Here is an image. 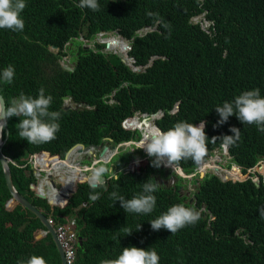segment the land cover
<instances>
[{
	"label": "trees",
	"instance_id": "trees-1",
	"mask_svg": "<svg viewBox=\"0 0 264 264\" xmlns=\"http://www.w3.org/2000/svg\"><path fill=\"white\" fill-rule=\"evenodd\" d=\"M25 3L21 13L24 30L0 29V71L8 65L15 70L11 84L0 82V95L4 106H9L21 93L35 97L40 88L45 89V94L53 97L49 110L61 113L60 130L50 143L28 144L18 135L19 118L11 117L1 151L12 161L8 168L14 188L52 223L73 216L81 241L75 244L72 264H101L131 246L155 250L159 264H264V216L260 214L264 210V178L258 174L256 184L250 176L220 180L213 174L203 175L196 179L198 185L189 200L179 194L178 182L173 186L159 184L153 193V212L136 214L124 212L110 194L115 191L131 199L142 191L145 182L155 183L149 163L117 171L120 179L109 180L106 190L92 189L86 182L75 183L79 172L66 164L79 153L76 147L49 166L57 159L50 153L61 157L74 142L96 143L102 135L110 136L112 142L132 138V130L122 128L120 120L134 110L149 113L157 109L162 114L154 122L165 131L179 121H206L209 140L205 157L222 142L212 137L231 135L229 129L238 128L239 139L227 147L229 159L242 171L252 166L264 156V132L255 125L241 124L235 116L214 128L219 119L214 108L247 90L258 88L264 96V0H98L100 7L95 12L77 7L79 0ZM195 15L208 24L202 28L198 21L189 20ZM145 25L154 28L137 34L136 30ZM107 29L129 38L126 53L133 64H147L132 70L114 52L102 50L103 42L92 40L93 47H88L76 39L78 31L88 40L93 31ZM70 40H76L75 67L66 70L58 58ZM123 43L118 39L109 47L120 51ZM47 45L56 50H49ZM112 87L116 103L109 104L105 94ZM60 93H70L73 101L81 100L91 107L62 109L57 102ZM173 104L177 107L170 112ZM152 117H143L146 135L154 127ZM128 126L135 127L132 121ZM39 149L49 151L46 155L32 154L34 171H44L37 179L39 191L55 201L75 183L62 206L50 207L28 187L33 177L24 163ZM109 153L105 151L102 157L107 159ZM193 164L191 159L182 160L179 167L188 173ZM229 169L231 175L223 169L216 172L231 179L244 177L236 167ZM256 169L264 173V165ZM46 174L56 178V188ZM95 192L100 197L93 202L89 196ZM9 196L0 169V264H18L31 255L43 257L46 264H59L55 247L39 220L17 202L5 208ZM177 203L200 210L201 219L175 234L165 229L153 231L149 221ZM129 230L132 232L127 235ZM37 232L41 234L34 238Z\"/></svg>",
	"mask_w": 264,
	"mask_h": 264
},
{
	"label": "clouds",
	"instance_id": "clouds-1",
	"mask_svg": "<svg viewBox=\"0 0 264 264\" xmlns=\"http://www.w3.org/2000/svg\"><path fill=\"white\" fill-rule=\"evenodd\" d=\"M25 7H26L25 0H0V29L9 30L12 32H22L24 30L25 23L21 17V13L25 9ZM77 7L91 9L92 11L95 12L99 10L100 6L98 4V0H79V4L77 5ZM196 16H198L199 19L196 21H198L200 25L203 21L206 22V25L208 24V21H206L203 18H200V15L191 16L189 20L192 21V18ZM205 26H201V27L203 28ZM112 35L115 36L114 34ZM79 36L83 37L80 34L78 35V37ZM119 38L124 41L123 44L125 45L123 46L124 49L121 52L125 53L127 58L128 57L131 58L126 53L127 49L129 48L128 45L129 38H124L123 36ZM47 48L51 51H53L52 49L56 50V47L55 46L51 47V45H47ZM116 51H118V49L113 50L114 54ZM61 57L62 55L58 58L59 64L64 63L67 66L72 67L67 63V60H64V58L61 59ZM120 61L125 63L132 70H139L147 64L146 63L144 66H141L139 64H133L132 58H131V64L126 63V61H122V60ZM134 66H139V69H135ZM14 77H15V70L12 65H8L2 71H0V82H2L3 84L6 85L11 84L14 80ZM113 92H114V87H112L105 94L106 96L105 101L107 103L110 102L109 104L116 103V100L113 97ZM62 99L63 100L67 99V96L66 97L62 96ZM52 101H53V97L51 95H46L45 89L40 88L38 90V94L35 97H32L30 95L26 96L24 93H21L18 98H14L11 101V104L9 106L0 105V137H2L4 133V129L7 126L8 119L15 116L19 118V123L16 124L18 126V135L20 139L27 141L28 144L40 145L44 143H50L51 141L55 140L56 134L60 130V124L58 121L61 118V113L59 111L49 110ZM60 107L62 108V106ZM214 109L219 117V119L216 121V124L213 125L214 128L224 125L225 123L228 122L230 117L235 116L241 124L255 125L258 131L264 132V96H261L260 89L258 88L244 91L238 96H236L233 101L231 102L226 101L222 104V106H217ZM137 112L139 114L145 113V112H139L138 110H134V113ZM134 113H132L128 117L130 116L133 117ZM149 113H146L145 115ZM123 119L124 118H122L121 120ZM154 120L152 121V125L153 124L156 125L154 123ZM122 128H130V127L127 125V127H122ZM133 128L137 129L136 127ZM205 128H206V121L203 120H201L199 124L188 123L186 121H179L176 122L171 128H169L166 131L161 130L159 127H153L151 131L146 136H144V138L139 143H137L136 146H134L135 148L133 150L143 149L145 153L142 152L141 153L144 155L147 154L148 157L152 158L151 159L152 167L159 168L163 166L166 168H171L172 171H176L180 168L179 164L182 160L191 159L192 161L196 162L198 165V163L205 161L210 155H213L215 151H218L220 156L221 154L224 153L227 156V159L225 161H227L228 163L230 161L229 159L230 156L227 152V147L234 144L235 141L239 139L240 136L239 129L236 127H231L229 129V131L232 133L231 135L212 137V139H221L222 142H220L217 146H215L211 150V153L205 157L207 153V141L209 140L208 137L206 136ZM138 131H140V129ZM126 140L134 141L131 138ZM126 140H122V141H126ZM221 147H223V151L220 150ZM38 151H34V152L37 153ZM47 152L49 151L47 150ZM78 152L86 153V151L83 150ZM28 157H30V155H28ZM59 158L61 159L62 156L61 157L59 156ZM232 162L233 161H230L229 165ZM108 163L109 161H107V159L103 161H97L96 164H94L89 169V172L91 173L89 177L90 188L92 189L105 188L106 190V185L109 180L118 181L120 179L121 174L113 171V167H112L113 164L110 165L111 167L102 166V165H107ZM136 163L137 164L140 163L139 159L136 160ZM224 164H222L223 165L222 167L227 168V166H225ZM197 165L195 164L193 170L195 168L196 169L198 168ZM79 166L80 167L78 169V172L81 173L80 168L82 167V165ZM138 166H142V165H138ZM218 166H220V164L214 161V165L212 167H218ZM86 168L87 167H85V169ZM251 175L252 174H250V177ZM53 183L55 182L53 181ZM158 186H159L158 183L145 182L142 185V191L134 195L131 199H125L122 195H119L115 191H113L110 194V198L113 199L114 202L118 201L120 207L126 213L150 214L153 212V210L156 207V196L153 195V193H155L158 190ZM99 197H100V193L95 192L94 194H90L89 199L95 202L96 200L99 199ZM53 205H49V206L52 207ZM260 214L261 216H264V210H261ZM46 217L50 218L49 216ZM200 219H201L200 210H197L194 207H187L182 203H177L170 206L166 212L162 213L154 220L149 221V223L153 231H159L161 229H165L171 234H175L176 232L187 226H194ZM53 224L51 223L52 227ZM140 227L141 224L139 225L138 230L140 229ZM131 232L132 231L129 230L127 232V235L130 234ZM77 237L78 236L76 234V239L73 241L74 255H75V244H77ZM159 260L160 257L155 250H146L143 248L131 246V247L122 248L121 252L119 253L118 256H116V258L104 259L101 261V264H159ZM72 261L70 263H67L65 261V264H72ZM18 264H46V261L41 256L31 255L27 259V261L21 260L18 261Z\"/></svg>",
	"mask_w": 264,
	"mask_h": 264
},
{
	"label": "water",
	"instance_id": "water-1",
	"mask_svg": "<svg viewBox=\"0 0 264 264\" xmlns=\"http://www.w3.org/2000/svg\"><path fill=\"white\" fill-rule=\"evenodd\" d=\"M151 28H154V25L152 27H148V26H143L142 28H138L136 30L137 34H141L143 33L145 30L147 29H151ZM98 32L100 34L103 35V47L104 48H108L109 47V44L112 43L114 41V38H110V39H107V34L109 35H112L114 34L115 36L117 37H121L120 35L117 34L116 30H98ZM78 34L82 35V32L81 31H78ZM105 35V37H104ZM79 38V37H78ZM79 40H84L83 37H81ZM122 46H125L124 44ZM51 47H54L53 45H51ZM116 55L119 56L120 60L122 61H126V63L128 64H131V58H127L125 53H122L121 51H116L115 52ZM60 66L64 69H67V70H70L72 69V67H69L67 66L66 64L64 63H60ZM135 69H139V66H134ZM66 97V96H64ZM0 105H3L4 106V103H3V99L0 95ZM73 107L75 108H83L85 107L86 105L82 102L80 103H72L71 104ZM67 106H62L63 109H65ZM176 104L173 105V107L170 109V111L172 110H175L176 109ZM138 113V112H137ZM143 114H146V113H143ZM153 114V117L152 119L150 120L151 122L157 118L158 116H160L162 114V110L161 109H157L156 111L154 112H150L149 114H147V116H150ZM131 118L132 116L130 117H126L124 118L123 120L120 121V124H121V127H127V125L131 122ZM201 121V120H200ZM197 122L196 124H199L200 123ZM136 124V128L137 130H139V127L140 125H143L144 124V121H143V118L141 120H138L137 122H135ZM154 127H157L156 125L153 124ZM140 132V136H141V131ZM5 135H6V129H4V133H3V136L0 137V169H1V173H2V178H3V181H4V185L9 193V198L6 200L4 206L6 209H9L11 207V205L13 204V202H17L19 203L21 206H23L24 208H26L28 211H30L38 220L39 222L42 224V226L44 227L45 231L48 233V235L50 236V239L55 247V250L57 252V255H58V259H59V264H65V260H64V257H63V252H62V249H61V246L59 244V241L54 233V230H53V227L51 225V223L48 222L47 220V217L43 214V212L41 211V209H39L38 207L34 206L33 204H31L22 194H20L13 186L12 184V181H11V178H10V174H9V168H8V162H12L11 159L9 158V156L5 155L2 151H1V145L2 143L4 142V139H5ZM142 137H140L139 139L137 140H134V141H131V140H126V141H121V142H118L116 144H114L115 147L117 146H120V145H126V144H129V143H132V145L134 144V146H136L137 143H139V140L141 139ZM76 147V150L77 151H86V153H90V148L91 147H94L95 145L91 144V143H88V144H85L83 145L81 142H75L73 144H71L64 152H63V155H62V158H65L66 157V154L67 152L72 148V147ZM105 149V146H102L100 151H99V155H101L103 153ZM122 151V150H121ZM141 152L142 153H145V151L143 149H141ZM36 152H32L30 153V157L33 156L32 154H34ZM37 153H43L44 155L46 154H49L47 152V150H39ZM51 156H55L57 157V159L60 160L59 158V155L56 154V153H50ZM264 157V156H263ZM99 160L103 161V160H106V159H101V158H98ZM196 165L197 163L194 162ZM257 164L254 163L252 166H249V167H246L244 169V171L241 170V166L232 162L230 165H229V168L231 166H235L238 170H239V173L240 174H244V177H242L241 179H231V178H227L226 175L222 172L221 175H219V173H217L216 171L218 169H228V168H220V166L218 167H212L211 170H209L205 175L206 176H209L210 174H213V175H216L220 180H226V179H229V180H242L246 177H249L250 174H252L251 176V179L253 180L254 184L257 183L258 181V175L257 173H253V166H255ZM260 164H258L257 166H259ZM262 165V164H261ZM24 166L28 168L29 170V173L32 175L33 177V181L30 182L28 184V187L33 190V193L34 195L38 196V197H42L45 199L46 203L49 204V205H57V206H62L65 202H66V199L68 197V194L70 192L73 191L74 189V185L72 187H67L66 189V192L65 193H60L59 195V198H57L55 201L52 200L51 198L47 197L45 194H43L41 191H39L37 188H36V184H37V179L39 177V170H36L34 171V167L33 165H31V163H29V160L27 159L26 162L24 163ZM263 166V165H262ZM85 167H90V165H82V167L80 168L81 169V173L82 171L85 169ZM180 169V168H179ZM178 169V170H179ZM174 173H177L178 175L184 177V178H189L191 174H193L192 172H188V173H184L182 172L181 170L179 171H173ZM44 175V174H43ZM42 175V176H43ZM203 175V172L197 168V177L200 178L202 177ZM254 175V177H253ZM47 176V179L49 180V183L52 185V187H57L53 181H52V177L49 175V174H46ZM82 181H87L88 182V178H87V175L85 173H82L80 177L77 178V182H82ZM89 184V182H88ZM178 189V187H177ZM41 232H37L35 235H34V238H37L38 236H40ZM80 241H81V238L78 236L77 237V244H80Z\"/></svg>",
	"mask_w": 264,
	"mask_h": 264
},
{
	"label": "rangeland",
	"instance_id": "rangeland-1",
	"mask_svg": "<svg viewBox=\"0 0 264 264\" xmlns=\"http://www.w3.org/2000/svg\"><path fill=\"white\" fill-rule=\"evenodd\" d=\"M196 20H198V16L192 18V21H196ZM205 25H206V22L203 21L201 23V26H205ZM92 34H93V37L90 38V39H88V40H87L85 34L82 35L83 38L85 39V40H81L82 41L81 42V45L82 46L85 45V46H88V47H93V41L100 42V41L103 40V35L100 34L98 31L95 30V31L92 32ZM112 36L113 35L107 34V37H112ZM104 37H105V35H104ZM80 38H81L80 36H79V38H78V36L76 37L77 40H79ZM74 41H76V40L67 41L65 43L66 44L65 45L66 47L64 46V49L67 52L69 50V52L71 54H73L75 52V49H76V43ZM104 49L105 50H108L109 49L108 51H110V52H113V50H114V48H110L109 47V48L106 49V48H103L102 47V50H104ZM52 50L55 51V49H52ZM63 58H64V60H67V63H69V59H71V56H68L67 54H64V55H62L61 59H63ZM133 115L136 116V118H138V120L139 119H142L143 117L146 118V119H148V116L145 115V114L134 113ZM128 129H130L132 131L134 130V128H128ZM144 136H146V134H145V126L142 129V139L144 138ZM134 148H135L134 146H130V145L125 146V145H122L120 147H117V149H114V148H111L110 145H107V150H109V151L112 150L113 154H115V155H111L107 159V161H109V163L107 164V167L110 166L111 164H113V165L114 164L115 165L121 164L122 163L121 161H123L125 155H136V156L140 157L139 158V161H140L139 164L136 163L137 158H134V164H133L134 167H137V165H143V164H146V163H149V162L151 164V159L152 158L148 157L147 154L143 155L142 153H139V149L133 150ZM123 149H125V151L120 152ZM220 150L223 151V148H221ZM117 152H120V154H118ZM141 155H143V156H141ZM86 157H87V154L85 152H79L77 155H74L72 158H73V160H78L80 163L86 164L87 163ZM226 159H227V156L224 153L221 154V156H220L219 155V152L218 151H215V153L209 157V160H207V161H210L211 163H205V164H203L200 169H201L202 172H208L210 170L209 168H212V166L214 165V161L216 163L222 165L224 163L225 164L227 163V161H225ZM28 160H29V163H31V165H35V160H34V158H32V156L31 157H28ZM256 162H257V164L255 166H253V173H257L262 178H264V173H262V172H260L259 170L256 169V166L258 164L264 165V157L258 159V161H256ZM229 163H230V161L228 162V164ZM98 166H100V165H98ZM231 167H234V166H231ZM196 171H197V169L195 168L192 171L193 174H191L188 179L187 178H184V177H182L180 175H178L177 173L174 174L171 168H166V167H163V166H161L159 168L152 167V172L151 173L154 176V178L156 179V183H158L160 185L172 186V185H174L175 182H178V185H179L178 186V192L181 193V194H184L187 191L186 197H188L187 194L190 191L189 187L192 186L191 185L192 184V181L191 180H192V178H195V179L197 178L195 176ZM169 173H171V175H168ZM43 174H44V171L43 170H39V177L38 178L42 177ZM219 175H221V174H219ZM253 177H254V175H253ZM53 180L55 182L54 184L56 186H58V183H57L56 178L53 179ZM186 181H188V182H186ZM75 182H76V180H75Z\"/></svg>",
	"mask_w": 264,
	"mask_h": 264
},
{
	"label": "flooded vegetation",
	"instance_id": "flooded-vegetation-1",
	"mask_svg": "<svg viewBox=\"0 0 264 264\" xmlns=\"http://www.w3.org/2000/svg\"><path fill=\"white\" fill-rule=\"evenodd\" d=\"M66 47V46H65ZM63 50H65L64 48H63ZM66 51V50H65ZM65 54H67L68 56H71V59H69V65H71L72 66V69L75 67V55H73V54H75V52L73 53V54H71L70 52H67L66 51V53ZM62 96H67V99H62ZM57 102L59 103V105L60 106H67L66 107V109H82V108H73L72 106H71V104L72 103H80V102H82V103H84L83 101H81V100H79V101H73L72 100V97H71V94L70 93H60L59 94V99L57 100ZM86 106L85 107H83V108H89V107H91L90 105H88V104H86V103H84ZM133 113H134V111H133ZM155 123V122H154ZM132 138L131 139H133V140H135V139H138V138H140L141 136H140V132L137 130V129H134L133 131H132ZM108 142V143H107ZM114 143L116 144V143H118V142H112L111 141V137L110 136H106V135H102V136H100V140L98 141V142H96V143H91V144H93V145H95L94 147H91L90 148V153H86L87 154V157H86V161H87V163L86 164H83V163H80L78 160H73V158H72V161L74 162V163H76V164H79V165H90V167H87L86 169H84L83 171H82V173H85L86 175H87V178H88V182H89V177H90V172H89V169L94 165V164H96V162L97 161H101V160H99L98 158H101V159H104L102 156H103V154H104V152L105 151H107V145H110V147L111 148H114V149H117V147H120V146H122V145H120V146H117V147H115L114 146ZM102 146H105V149H104V151H103V153L101 154V155H99V151H100V149H101V147ZM125 146H128V145H125ZM130 146H134V144L132 145V144H130ZM123 150H125V149H123ZM122 150V151H123ZM108 152H110L108 155H109V157L111 156V155H115V154H113V152H112V150H108ZM139 153H141V150L139 149ZM138 154V153H137ZM63 155V154H62ZM144 155V154H143ZM143 155H141V156H143ZM108 157V158H109ZM107 158V159H108ZM134 158H137V159H139L140 157H138V156H136V155H125V157H124V159H123V161H121L122 163L121 164H118V165H112V167H113V171L114 172H117L118 170H121V171H125V170H128V169H130V168H132V169H135V168H138V165H137V167H134ZM149 164H150V162H149ZM151 165V164H150ZM224 165H226L227 166V168H229V164L228 163H226V164H224ZM107 166V165H106ZM194 166H195V163L193 164V167L192 168H194ZM223 165H220V168H223L222 167ZM49 167V166H48ZM47 167V168H48ZM108 167H111V166H108ZM193 171V170H192ZM191 172V171H190ZM82 173H79L78 174V176H77V178L78 177H80L81 176V174ZM174 173V172H173ZM172 173V174H173ZM174 174H176V173H174ZM206 174V172H203V175H205ZM168 175H171V173H169ZM202 175V176H203ZM196 177H197V171H196ZM153 178H154V176H153ZM202 177H200V178H196V179H201ZM195 178H192V186H190L189 187V189H190V191L188 192V194H187V196L188 197H186V193H187V191L184 193V194H182V195H184V197H185V200H189L191 197L190 196H192V192L193 191H195L196 189H195V186H197L198 185V180H196ZM154 181H155V183H156V179L154 178ZM189 181V180H188ZM188 181H186V182H188ZM82 182H86V183H88L87 181H82ZM75 183H77V179H76V182ZM166 186V185H165ZM173 186V185H172ZM179 186V185H178ZM177 189V188H176ZM179 194H181V193H179Z\"/></svg>",
	"mask_w": 264,
	"mask_h": 264
},
{
	"label": "built area",
	"instance_id": "built-area-1",
	"mask_svg": "<svg viewBox=\"0 0 264 264\" xmlns=\"http://www.w3.org/2000/svg\"><path fill=\"white\" fill-rule=\"evenodd\" d=\"M47 220L52 223L50 218H47ZM53 229L63 249L65 261L70 263L74 256L73 241L76 239L73 217H65L64 221L53 224Z\"/></svg>",
	"mask_w": 264,
	"mask_h": 264
},
{
	"label": "bare ground",
	"instance_id": "bare-ground-1",
	"mask_svg": "<svg viewBox=\"0 0 264 264\" xmlns=\"http://www.w3.org/2000/svg\"><path fill=\"white\" fill-rule=\"evenodd\" d=\"M102 36V35H101ZM110 38H114V41L115 40H118V39H120L119 37H117V36H112V37H108L107 39H110ZM121 40V39H120ZM113 41V42H114ZM123 41V40H122ZM113 42L112 43H110V44H113ZM124 49V48H123ZM123 49H121L120 51H122ZM131 121H132V123L134 124V126L136 127V124H135V122H137V120H136V116H133L132 118H131ZM145 126V125H144ZM140 127H141V125H140ZM140 127H139V129H140ZM142 137V136H141ZM140 140H142V138L140 139ZM139 140V141H140ZM128 145H130V144H128ZM75 147V146H74ZM74 147H72L70 150H72ZM221 148H223V147H221ZM70 150L67 152V154H66V156L68 155V153L70 152ZM78 153H74V155H77ZM211 156V155H210ZM209 156V157H210ZM73 157V156H72ZM72 157H71V161L69 162V163H67L66 164V166H68V167H70V168H73V169H75V170H78L79 169V165L78 164H76V163H74L73 161H72ZM209 157L206 159V161H203V163H202V165L203 164H205V163H211L210 161H207V160H209ZM64 159V158H63ZM212 159V158H211ZM59 159H55V160H53V161H51L50 162V164H49V166L52 164V163H54L55 161H58ZM60 160H62V159H60ZM201 165V166H202ZM235 167V166H234ZM201 168V167H200ZM199 168V169H200ZM209 169H211V168H209ZM201 170V169H200ZM225 171H227L228 173H229V175H231L232 174V172H231V170L229 169V170H227V169H224ZM177 171H179V170H177ZM207 173V172H206ZM235 178H237V179H241V178H238L237 177V175H235L234 176Z\"/></svg>",
	"mask_w": 264,
	"mask_h": 264
}]
</instances>
